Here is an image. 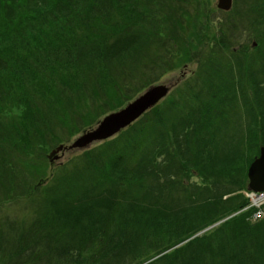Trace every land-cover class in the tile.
<instances>
[{"label":"trees","instance_id":"trees-1","mask_svg":"<svg viewBox=\"0 0 264 264\" xmlns=\"http://www.w3.org/2000/svg\"><path fill=\"white\" fill-rule=\"evenodd\" d=\"M209 2L0 0V264H264L249 211L176 246L247 204L264 145V0H234L216 26ZM189 63L164 101L40 185L47 149Z\"/></svg>","mask_w":264,"mask_h":264},{"label":"water","instance_id":"water-1","mask_svg":"<svg viewBox=\"0 0 264 264\" xmlns=\"http://www.w3.org/2000/svg\"><path fill=\"white\" fill-rule=\"evenodd\" d=\"M218 6L223 9H230L232 0H219ZM169 87L161 84L150 87L144 94L128 103L120 110L107 114L97 125V127L86 130L79 136L70 146L64 144L54 149L49 157L60 150L66 148H83L94 140L104 139L114 135L122 128L136 120L149 107L155 105L162 97H164ZM57 158V155H55ZM250 187L256 190L264 189V146L261 148V156L251 164L249 168Z\"/></svg>","mask_w":264,"mask_h":264},{"label":"rangeland","instance_id":"rangeland-1","mask_svg":"<svg viewBox=\"0 0 264 264\" xmlns=\"http://www.w3.org/2000/svg\"><path fill=\"white\" fill-rule=\"evenodd\" d=\"M217 2L218 0H210L209 4H210V8L214 10L215 15L212 16L213 19V25L216 26L218 24L221 23V19H224L226 17V14L221 12V10L218 8L217 6ZM247 24V23H246ZM250 30L247 29V25L245 26V30H243L241 33L238 32V34L236 35L238 38V45L239 46H246L248 45L250 47V50L253 51L254 48L252 47V42L254 40V38L252 37V35H250ZM196 67V63H190L188 66V74L190 73V71L194 70ZM182 68H179L175 71H172L168 74H166L165 76H163L157 83L158 84H171L173 83L181 74H182ZM20 112V110H18ZM90 129V128H89ZM83 130V129H82ZM79 131L78 133H76L75 135H73L69 141L65 142L66 144H70L71 141L76 138L79 134H81L83 131ZM99 142H96L94 144H91L90 147H94L96 144H98ZM54 148V147H53ZM53 148H49L46 151V156L48 159V154L51 152V150ZM82 153V150L79 149H73V150H65L64 152H58L59 158L55 159L54 161H51V165L48 169V177L50 178L52 175V172L57 168V167H62L64 164L68 163L69 160L72 159V157L77 156L79 154ZM49 160V159H48ZM196 180H199L198 178L195 177ZM263 198H258V200H262ZM26 205H27V201L24 198H21L20 201L18 202H13V204H11V206L8 208V213L11 214L13 217L15 218H19L21 216V213H26L29 210L26 209ZM59 260H65L64 258L59 259Z\"/></svg>","mask_w":264,"mask_h":264}]
</instances>
